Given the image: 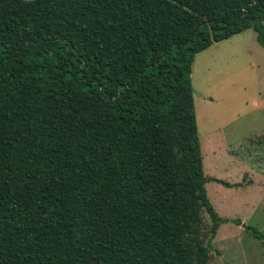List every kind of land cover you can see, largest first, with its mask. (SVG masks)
<instances>
[{
	"label": "trees",
	"instance_id": "obj_1",
	"mask_svg": "<svg viewBox=\"0 0 264 264\" xmlns=\"http://www.w3.org/2000/svg\"><path fill=\"white\" fill-rule=\"evenodd\" d=\"M249 28L264 47V0H0V264H209L241 221L205 189L232 185L203 172L191 68Z\"/></svg>",
	"mask_w": 264,
	"mask_h": 264
},
{
	"label": "rangeland",
	"instance_id": "obj_2",
	"mask_svg": "<svg viewBox=\"0 0 264 264\" xmlns=\"http://www.w3.org/2000/svg\"><path fill=\"white\" fill-rule=\"evenodd\" d=\"M205 189L222 222L209 264H264V47L249 28L198 52L191 68ZM202 235L210 221L202 212ZM251 226L262 238L249 234Z\"/></svg>",
	"mask_w": 264,
	"mask_h": 264
},
{
	"label": "crops",
	"instance_id": "obj_3",
	"mask_svg": "<svg viewBox=\"0 0 264 264\" xmlns=\"http://www.w3.org/2000/svg\"><path fill=\"white\" fill-rule=\"evenodd\" d=\"M256 33V32H255Z\"/></svg>",
	"mask_w": 264,
	"mask_h": 264
}]
</instances>
